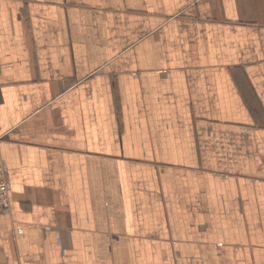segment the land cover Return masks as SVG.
Listing matches in <instances>:
<instances>
[{"label": "crops", "instance_id": "obj_1", "mask_svg": "<svg viewBox=\"0 0 264 264\" xmlns=\"http://www.w3.org/2000/svg\"><path fill=\"white\" fill-rule=\"evenodd\" d=\"M0 264H264V0H0Z\"/></svg>", "mask_w": 264, "mask_h": 264}, {"label": "built area", "instance_id": "obj_2", "mask_svg": "<svg viewBox=\"0 0 264 264\" xmlns=\"http://www.w3.org/2000/svg\"><path fill=\"white\" fill-rule=\"evenodd\" d=\"M10 182L8 179V169L2 159H0V213L5 212L9 206Z\"/></svg>", "mask_w": 264, "mask_h": 264}]
</instances>
